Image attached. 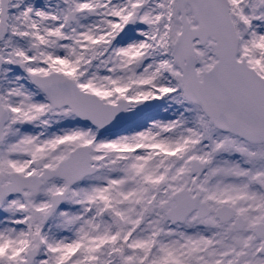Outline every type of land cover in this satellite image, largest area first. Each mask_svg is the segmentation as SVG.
I'll return each mask as SVG.
<instances>
[{"label":"snow or ice","instance_id":"6c2138e0","mask_svg":"<svg viewBox=\"0 0 264 264\" xmlns=\"http://www.w3.org/2000/svg\"><path fill=\"white\" fill-rule=\"evenodd\" d=\"M0 264H264V0H0Z\"/></svg>","mask_w":264,"mask_h":264}]
</instances>
